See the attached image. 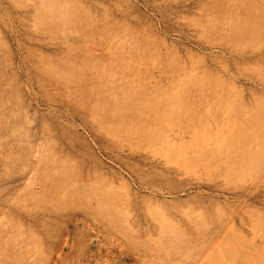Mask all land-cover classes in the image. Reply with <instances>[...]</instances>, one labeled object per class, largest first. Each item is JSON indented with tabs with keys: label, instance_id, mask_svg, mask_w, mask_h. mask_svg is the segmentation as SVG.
<instances>
[{
	"label": "rangeland",
	"instance_id": "obj_1",
	"mask_svg": "<svg viewBox=\"0 0 264 264\" xmlns=\"http://www.w3.org/2000/svg\"><path fill=\"white\" fill-rule=\"evenodd\" d=\"M263 152L264 0H0V264H264Z\"/></svg>",
	"mask_w": 264,
	"mask_h": 264
},
{
	"label": "bare ground",
	"instance_id": "obj_2",
	"mask_svg": "<svg viewBox=\"0 0 264 264\" xmlns=\"http://www.w3.org/2000/svg\"><path fill=\"white\" fill-rule=\"evenodd\" d=\"M264 153V152H263ZM231 154V153H230ZM245 155V154H244ZM217 157V156H216ZM222 157V156H221ZM220 157V158H221ZM241 157V156H240ZM218 158V157H217ZM242 158V157H241ZM214 159H216L215 157H214ZM219 159V158H218ZM240 160V159H239ZM215 164H216V162H215ZM229 164V163H228ZM227 223H224V225H226ZM230 224V223H229ZM224 225L221 227V229L224 227ZM228 225V224H227ZM220 229V230H221ZM220 231H218V232H216L214 235H213V238L211 239V241H210V243H208L209 245H208V249L210 248H212V247H214V246H216V245H214V244H216L214 241H215V237L218 235V233H219ZM233 231H229V232H227L226 233V235H225V237H224V240H223V242H228V244H227V242L226 243H220L219 245H217L212 251H211V254H210V259H212V255H214V254H217L218 252H220V253H222V254H225L226 252H229V251H231V250H238V249H241L243 246L245 247L246 246V244H244V242H242V243H237V244H235V245H232V244H230V242H229V238L232 236V233ZM221 235V234H220ZM213 244V245H212ZM237 246V247H236ZM206 247H207V245H206ZM249 247V246H248ZM250 248V247H249Z\"/></svg>",
	"mask_w": 264,
	"mask_h": 264
}]
</instances>
